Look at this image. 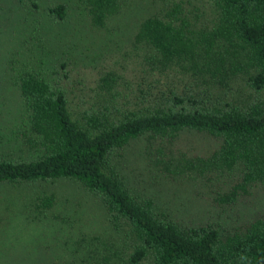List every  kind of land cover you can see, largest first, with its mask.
I'll use <instances>...</instances> for the list:
<instances>
[{"label": "trees", "instance_id": "16d2710c", "mask_svg": "<svg viewBox=\"0 0 264 264\" xmlns=\"http://www.w3.org/2000/svg\"><path fill=\"white\" fill-rule=\"evenodd\" d=\"M150 1L0 0V32L10 11L29 34L7 63L21 113L17 141L0 125V185L40 200L48 219L60 183L91 197L121 245H104L99 264H264V212L228 226L185 221L135 184L143 166L130 158L143 142L138 156L168 179H222L223 206L264 188V0H166L133 22L142 69L131 87L115 70L92 88L66 75L85 30L102 35ZM186 133L211 140L210 151H175Z\"/></svg>", "mask_w": 264, "mask_h": 264}, {"label": "rangeland", "instance_id": "374dc122", "mask_svg": "<svg viewBox=\"0 0 264 264\" xmlns=\"http://www.w3.org/2000/svg\"><path fill=\"white\" fill-rule=\"evenodd\" d=\"M165 3L166 0L155 3L150 1L147 7L132 4L117 21L114 20L116 25L113 27L111 23L110 28L103 30L102 35L85 30L80 37L81 41H75L73 49L74 53L80 49L81 56L76 58L74 65L65 67L66 75L72 79L71 84L80 80V86L92 88L101 72L115 70L131 87L142 69L137 54L129 45L133 22L144 11L151 13ZM9 15L10 11L4 14L3 17L5 20L9 19V23L7 21L6 30L3 28L0 32V112H4L0 114V125L7 127L4 138L9 137L15 142L18 139L15 131L18 125L16 119L20 121L21 101L11 84L14 76L7 63L12 58V52L22 46V41L24 43L29 34L27 31L23 32L18 15ZM109 29L118 35L106 33ZM53 32L61 31L55 26ZM104 35L107 37L105 43ZM109 38H112L110 42ZM62 74L64 75V70ZM210 145L211 140L204 136L186 133L182 134L174 148L175 151L185 152L188 155L185 157H189L206 155L210 151ZM143 148V142H136L130 148L135 152L134 157L130 156L131 162H139L143 166L139 171V166L135 165L137 169L133 173L136 175L134 182L147 190L165 211L185 221L205 220L226 226L241 224L264 212V188L252 190L232 206H223L218 201L219 195L226 188H220L222 179H168L161 167L155 165L152 155L150 162L144 156H138L137 151ZM28 189L31 191L34 187ZM19 190L20 188L0 185V264H99L100 256L105 250L104 245L109 250H120L119 234L105 222L102 211L92 202L91 197L80 192L74 185L60 183L57 186L53 217L49 219L45 217L44 207L42 210L41 207L38 208L40 200ZM123 250L126 252L125 248ZM111 259L116 262L118 256H112Z\"/></svg>", "mask_w": 264, "mask_h": 264}]
</instances>
